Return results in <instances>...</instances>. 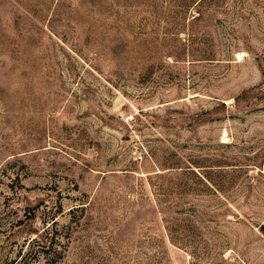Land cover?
Here are the masks:
<instances>
[{
  "label": "rangeland",
  "instance_id": "rangeland-1",
  "mask_svg": "<svg viewBox=\"0 0 264 264\" xmlns=\"http://www.w3.org/2000/svg\"><path fill=\"white\" fill-rule=\"evenodd\" d=\"M0 264H264V0H0Z\"/></svg>",
  "mask_w": 264,
  "mask_h": 264
}]
</instances>
